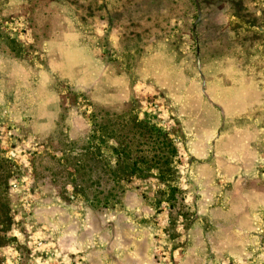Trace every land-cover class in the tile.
Instances as JSON below:
<instances>
[{
  "label": "rangeland",
  "instance_id": "rangeland-1",
  "mask_svg": "<svg viewBox=\"0 0 264 264\" xmlns=\"http://www.w3.org/2000/svg\"><path fill=\"white\" fill-rule=\"evenodd\" d=\"M94 115L177 153L116 171ZM0 159V264H264V0H0Z\"/></svg>",
  "mask_w": 264,
  "mask_h": 264
},
{
  "label": "trees",
  "instance_id": "trees-1",
  "mask_svg": "<svg viewBox=\"0 0 264 264\" xmlns=\"http://www.w3.org/2000/svg\"><path fill=\"white\" fill-rule=\"evenodd\" d=\"M93 119L94 133H97V136H94L93 139H98L101 144H105L106 139L116 142V147L113 149L116 171L131 172L133 174L139 172L141 167L145 166L148 169H157L164 173V169L170 165L171 158L177 153L173 143H171L167 136L154 127L138 122L137 119H134L130 123L132 129L126 133H124L123 129H118L116 122L113 123L109 117L100 119L98 115H94ZM163 147L168 149V157L162 156L158 152V148L161 149ZM152 153L154 156L150 158L149 155ZM88 155H90L87 164L89 170H97L98 168L110 170L108 162H106L101 153V148L92 147L89 149ZM83 169L84 167L80 165L72 168L74 174L72 175L71 182L75 189L81 190L79 193L83 191V196L91 200L93 205L102 202H105L106 205L109 204V197L113 196L117 184L114 185L113 189H109L111 190L110 195H106V199H104V193H99L97 188L101 187L103 183L106 184V181H101L100 178H89L87 181L82 180L80 172ZM12 171V165L0 159V246L5 245L7 242L6 235L12 228L9 188L13 175ZM110 182H116V179H110L107 181V184Z\"/></svg>",
  "mask_w": 264,
  "mask_h": 264
}]
</instances>
